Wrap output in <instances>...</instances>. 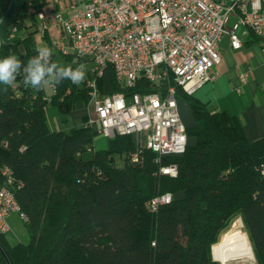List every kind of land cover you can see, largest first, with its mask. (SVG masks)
I'll use <instances>...</instances> for the list:
<instances>
[{"label":"trees","instance_id":"16d2710c","mask_svg":"<svg viewBox=\"0 0 264 264\" xmlns=\"http://www.w3.org/2000/svg\"><path fill=\"white\" fill-rule=\"evenodd\" d=\"M46 5L0 0V59L14 54L26 63L37 54V37L51 45L49 33L39 36L36 24ZM246 41L261 45L252 32ZM86 61L76 58L75 64ZM88 76L79 85L55 84L54 92L46 85L40 91L25 87L22 75L12 86L0 85V170L9 167L20 183L13 192L28 236L11 246L0 235V264H219L211 247L237 218L253 264H264V137L249 141L236 116L211 113L178 88L177 100L189 103L193 117L184 153L158 164L154 153L138 150L127 135L94 150L93 128L53 131L46 118L49 106L67 115L76 103L86 105ZM97 88L103 96L155 91L142 77L134 88L122 87L111 66ZM88 151L92 155L84 159ZM135 152L139 160L133 163ZM169 164L177 168L175 177L158 173ZM165 193L169 204L147 209L151 198Z\"/></svg>","mask_w":264,"mask_h":264},{"label":"built area","instance_id":"2783aa9c","mask_svg":"<svg viewBox=\"0 0 264 264\" xmlns=\"http://www.w3.org/2000/svg\"><path fill=\"white\" fill-rule=\"evenodd\" d=\"M63 4L50 16L39 12V36L53 28L58 37L45 45L53 54L86 58L91 67L85 80L88 101L86 121L98 135L137 136L138 150L146 149L160 164L163 157L184 153L186 127L181 122L177 89L192 96L213 80V69L221 60L219 43L228 38L232 50L242 47L239 29L252 32L264 50V0H54ZM51 56V60H52ZM111 66L124 88L135 87L139 77L155 87L153 92H118L101 95L97 88L105 69ZM244 84L246 73L239 75ZM51 92L55 84L49 83ZM49 102L50 97H42ZM143 141V144H142ZM138 152L130 159L138 162ZM158 173L175 177L174 164L159 166ZM12 170H0V235L10 230L9 218L16 213L23 222L14 195ZM171 195L151 198L146 207L156 211L169 204Z\"/></svg>","mask_w":264,"mask_h":264},{"label":"crops","instance_id":"0c3cea01","mask_svg":"<svg viewBox=\"0 0 264 264\" xmlns=\"http://www.w3.org/2000/svg\"><path fill=\"white\" fill-rule=\"evenodd\" d=\"M45 1L43 12L47 16L63 8V4L54 0ZM247 35H243L239 50H232L228 38H222L219 43L221 60L214 67L213 80L202 85L192 97L205 104L211 113L225 111L236 116L246 138L254 141L264 137V50L257 42L248 43ZM49 36L53 40L58 32L51 28ZM242 73L248 76L244 84L239 80ZM184 101L183 105H187L191 113L189 103ZM5 239L9 245H15L10 244L6 236Z\"/></svg>","mask_w":264,"mask_h":264},{"label":"rangeland","instance_id":"374dc122","mask_svg":"<svg viewBox=\"0 0 264 264\" xmlns=\"http://www.w3.org/2000/svg\"><path fill=\"white\" fill-rule=\"evenodd\" d=\"M245 30L243 28H240L238 33L239 36L243 37ZM17 33H15L16 36ZM20 35V34H19ZM12 37V36H11ZM224 40H227V37H224ZM0 42H1V37H0ZM37 46L38 47H43L45 46V42L43 40H40L39 37L36 38ZM52 62H57L60 63L64 66H78L76 65V58L73 57L72 60H67L64 56H62L59 53H54L52 56ZM87 68V72L89 71V68L91 67V63L89 61H86L84 63ZM214 70V69H213ZM86 72V74H87ZM48 85V84H47ZM46 85V89H48V86ZM186 104V102L183 100H177V105H178V112L181 118V122L185 127L192 126L193 124V117L189 111V108ZM87 114V109L86 105H84L82 102L76 103L74 110H72L69 114L67 115H61L58 113L57 109L55 107L49 106L46 109V118H47V124L49 128L53 131H63V132H69L70 129L72 128H77L83 124V117H86ZM137 136L134 137L135 143H137ZM190 142V140H189ZM143 144V141H142ZM107 146V139L97 135V137L94 140L93 144V149L98 150V149H104ZM92 155V151H88L83 155L84 159H89ZM115 163L116 164H121L122 161L115 157ZM239 219V218H237ZM236 219V220H237ZM235 220V221H236ZM9 224H10V230L5 234V236L8 238L10 244H16V243H24L27 241L28 236L25 230L24 222L20 220L17 216L16 213H12L10 218H9ZM243 230V227H242ZM252 250V249H251ZM213 254V252H212ZM253 255V253H252ZM253 264L254 263V256L252 260H249L248 262L244 261H232L227 264ZM222 264V263H219Z\"/></svg>","mask_w":264,"mask_h":264},{"label":"clouds","instance_id":"9594fccd","mask_svg":"<svg viewBox=\"0 0 264 264\" xmlns=\"http://www.w3.org/2000/svg\"><path fill=\"white\" fill-rule=\"evenodd\" d=\"M36 53L26 63L14 54L0 59V85L12 86L21 75L25 87L36 91H40L49 83L59 85L65 80H70L79 85L84 81L87 72L84 63L73 68L52 62V50L48 47H38Z\"/></svg>","mask_w":264,"mask_h":264},{"label":"bare ground","instance_id":"6f19581e","mask_svg":"<svg viewBox=\"0 0 264 264\" xmlns=\"http://www.w3.org/2000/svg\"><path fill=\"white\" fill-rule=\"evenodd\" d=\"M231 224V227L222 234L220 240L212 246L214 258L222 264L252 260V250L248 238L242 230L241 221L237 219Z\"/></svg>","mask_w":264,"mask_h":264},{"label":"water","instance_id":"95a60500","mask_svg":"<svg viewBox=\"0 0 264 264\" xmlns=\"http://www.w3.org/2000/svg\"><path fill=\"white\" fill-rule=\"evenodd\" d=\"M239 220H240V219H239ZM240 221H241V220H240ZM211 256H212L213 261L219 262V261H217V260L214 258L213 254H212V247H211ZM219 263H220V262H219Z\"/></svg>","mask_w":264,"mask_h":264}]
</instances>
